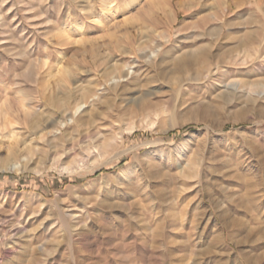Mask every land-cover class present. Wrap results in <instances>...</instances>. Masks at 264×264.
Returning a JSON list of instances; mask_svg holds the SVG:
<instances>
[{
    "label": "rangeland",
    "instance_id": "obj_1",
    "mask_svg": "<svg viewBox=\"0 0 264 264\" xmlns=\"http://www.w3.org/2000/svg\"><path fill=\"white\" fill-rule=\"evenodd\" d=\"M0 110V264H264V0H0Z\"/></svg>",
    "mask_w": 264,
    "mask_h": 264
},
{
    "label": "bare ground",
    "instance_id": "obj_2",
    "mask_svg": "<svg viewBox=\"0 0 264 264\" xmlns=\"http://www.w3.org/2000/svg\"><path fill=\"white\" fill-rule=\"evenodd\" d=\"M155 54H156V51L154 52V53H152L151 54V56H154L155 57ZM180 64V63H179ZM85 106V105H84ZM1 111V110H0ZM81 111H82V107L81 106H77V107H75V109H74V111H73V113H72V120L73 119H75V117H77L80 113H81ZM0 113H2V112H0ZM7 122L8 121H6V124H7ZM11 123L9 122V125H10ZM7 126H8V124H7ZM5 127H6V125L4 124V125H2L1 127H0V130L2 131V130H4L5 129ZM16 167V166H15ZM16 170H18V167L17 168H15Z\"/></svg>",
    "mask_w": 264,
    "mask_h": 264
},
{
    "label": "trees",
    "instance_id": "obj_3",
    "mask_svg": "<svg viewBox=\"0 0 264 264\" xmlns=\"http://www.w3.org/2000/svg\"><path fill=\"white\" fill-rule=\"evenodd\" d=\"M189 129H192V127H190ZM184 130H187V128L186 129H183L182 131H184ZM181 132V131H180ZM176 132H173V133H169V134H167L166 136H164V138H170L173 134H175ZM134 136H138V134H135ZM116 168L117 167H114L112 170H116Z\"/></svg>",
    "mask_w": 264,
    "mask_h": 264
}]
</instances>
